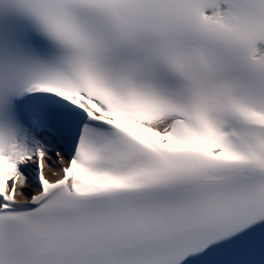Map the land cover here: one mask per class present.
Listing matches in <instances>:
<instances>
[{
  "label": "snow or ice",
  "instance_id": "1",
  "mask_svg": "<svg viewBox=\"0 0 264 264\" xmlns=\"http://www.w3.org/2000/svg\"><path fill=\"white\" fill-rule=\"evenodd\" d=\"M0 264H264V0H0Z\"/></svg>",
  "mask_w": 264,
  "mask_h": 264
}]
</instances>
